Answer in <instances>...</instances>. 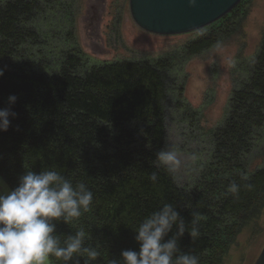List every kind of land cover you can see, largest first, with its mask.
I'll use <instances>...</instances> for the list:
<instances>
[{
	"label": "trees",
	"instance_id": "trees-1",
	"mask_svg": "<svg viewBox=\"0 0 264 264\" xmlns=\"http://www.w3.org/2000/svg\"><path fill=\"white\" fill-rule=\"evenodd\" d=\"M247 1L178 56L89 65L92 59L74 40L69 0H0V108L17 114L0 131V175L9 187L25 170L46 168L84 182L93 192L89 211L78 221L54 223L62 244L84 229L85 246L101 253L91 264L138 250L132 226L165 203L185 222L182 250L197 255L199 264H223L235 237L264 205V167L251 171L264 148V40L213 132V154L195 186L179 187L175 172L156 163L166 145L170 90L177 92L179 111H192L173 78L236 31ZM9 95L17 97L12 105ZM153 172L156 182L149 179ZM233 182L235 195L228 191ZM196 216L200 236L193 242L187 231ZM175 232L174 226L166 239ZM76 259L84 264V257ZM51 264L62 262L53 258Z\"/></svg>",
	"mask_w": 264,
	"mask_h": 264
},
{
	"label": "rangeland",
	"instance_id": "rangeland-1",
	"mask_svg": "<svg viewBox=\"0 0 264 264\" xmlns=\"http://www.w3.org/2000/svg\"><path fill=\"white\" fill-rule=\"evenodd\" d=\"M67 8L72 13L74 40L92 59L89 65L178 56L209 28L182 35L146 32L134 22L129 0H69ZM243 9L245 16L231 36L188 60L173 78L176 86H184L183 98L192 109L179 111L177 92L170 90L165 150L176 151L181 162L175 170L181 188L191 189L201 178L213 154V132L263 45L264 0H248ZM54 21L58 25L55 17ZM62 45L69 49L66 42ZM260 167H264V148L253 159L251 171ZM263 249L264 205L235 237L223 264H255Z\"/></svg>",
	"mask_w": 264,
	"mask_h": 264
},
{
	"label": "clouds",
	"instance_id": "clouds-1",
	"mask_svg": "<svg viewBox=\"0 0 264 264\" xmlns=\"http://www.w3.org/2000/svg\"><path fill=\"white\" fill-rule=\"evenodd\" d=\"M188 2L194 5L196 0ZM4 71L0 68V76ZM16 100V95L7 97L9 105ZM16 115L10 107L0 108V131L6 132L11 123L9 117ZM156 163L173 173L181 162L176 151L167 148L156 153ZM149 179L156 182L157 174L153 172ZM228 191L235 195L239 186L230 183ZM92 203L93 192L84 182L74 184L54 169L25 170L15 187H9L0 175V264H51L53 258L62 264H79L76 257H84V264L96 261L101 253L97 248L85 246L87 237L83 228L62 244L54 223L61 219L65 223L78 221ZM197 221L198 216L187 231L193 242L200 236ZM174 226L175 234L166 239ZM132 228L138 250H123L120 259H112L109 264H199L197 255L180 247L179 238L184 235L186 225L172 204H163Z\"/></svg>",
	"mask_w": 264,
	"mask_h": 264
},
{
	"label": "water",
	"instance_id": "water-1",
	"mask_svg": "<svg viewBox=\"0 0 264 264\" xmlns=\"http://www.w3.org/2000/svg\"><path fill=\"white\" fill-rule=\"evenodd\" d=\"M243 0H129L134 22L156 35L197 32L231 13ZM255 264H264V249Z\"/></svg>",
	"mask_w": 264,
	"mask_h": 264
}]
</instances>
